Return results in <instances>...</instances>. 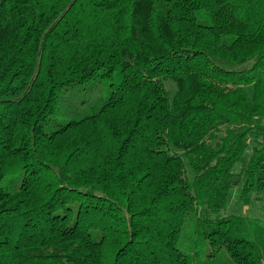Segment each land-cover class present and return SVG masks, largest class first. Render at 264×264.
<instances>
[{
  "label": "trees",
  "instance_id": "trees-1",
  "mask_svg": "<svg viewBox=\"0 0 264 264\" xmlns=\"http://www.w3.org/2000/svg\"><path fill=\"white\" fill-rule=\"evenodd\" d=\"M232 190L264 208V0H0V264H264Z\"/></svg>",
  "mask_w": 264,
  "mask_h": 264
},
{
  "label": "rangeland",
  "instance_id": "rangeland-1",
  "mask_svg": "<svg viewBox=\"0 0 264 264\" xmlns=\"http://www.w3.org/2000/svg\"><path fill=\"white\" fill-rule=\"evenodd\" d=\"M174 84L171 81L165 82V88L168 92V95L171 97L174 92ZM81 99V98H80ZM81 111H83V107L79 108ZM231 197L228 205V213L232 214H238L242 215L249 219H259L264 221V208L262 207L261 202H254L253 200H249L246 198L242 202L238 201L237 197V190H232ZM248 199V200H247ZM183 242V239L180 240L179 247H181V243ZM226 264H231L229 262H226Z\"/></svg>",
  "mask_w": 264,
  "mask_h": 264
}]
</instances>
